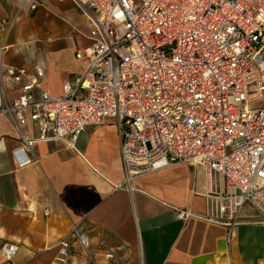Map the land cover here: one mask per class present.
I'll list each match as a JSON object with an SVG mask.
<instances>
[{
	"label": "built area",
	"instance_id": "built-area-1",
	"mask_svg": "<svg viewBox=\"0 0 264 264\" xmlns=\"http://www.w3.org/2000/svg\"><path fill=\"white\" fill-rule=\"evenodd\" d=\"M71 1L90 23L91 42L75 50L83 67L60 95L42 88L43 65H4L0 47V114L35 131L19 134L16 167L35 162V143L73 145L111 119L120 185L175 163L199 166L201 218L230 227L249 205L264 223V102L252 106L264 101V0ZM175 212L179 220L192 214ZM92 241L72 226L50 264L77 254L101 264ZM16 254L14 243H2L0 264H27Z\"/></svg>",
	"mask_w": 264,
	"mask_h": 264
},
{
	"label": "crops",
	"instance_id": "crops-1",
	"mask_svg": "<svg viewBox=\"0 0 264 264\" xmlns=\"http://www.w3.org/2000/svg\"><path fill=\"white\" fill-rule=\"evenodd\" d=\"M89 28L71 0H0L2 63L43 65L42 88L60 95L82 70L75 50L90 44ZM21 132L35 135L29 120L16 128L0 114V245L17 246L16 262L50 264L57 241L75 226L92 237L101 264H264V223L249 205L230 227L201 218V167L175 163L120 185V140L107 119L73 145L35 143V162L17 168L10 152ZM177 209L192 214L179 220ZM67 264L89 261L77 254Z\"/></svg>",
	"mask_w": 264,
	"mask_h": 264
},
{
	"label": "rangeland",
	"instance_id": "rangeland-1",
	"mask_svg": "<svg viewBox=\"0 0 264 264\" xmlns=\"http://www.w3.org/2000/svg\"><path fill=\"white\" fill-rule=\"evenodd\" d=\"M263 102H264L263 100L262 101H258V102H254V103H252V106H254V105H261Z\"/></svg>",
	"mask_w": 264,
	"mask_h": 264
}]
</instances>
